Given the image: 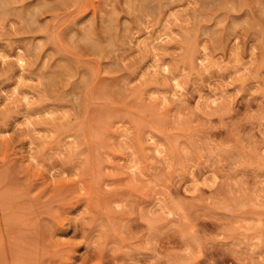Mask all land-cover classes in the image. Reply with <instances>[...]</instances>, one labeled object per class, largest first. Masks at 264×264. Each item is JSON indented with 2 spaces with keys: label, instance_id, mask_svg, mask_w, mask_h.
<instances>
[{
  "label": "rangeland",
  "instance_id": "rangeland-1",
  "mask_svg": "<svg viewBox=\"0 0 264 264\" xmlns=\"http://www.w3.org/2000/svg\"><path fill=\"white\" fill-rule=\"evenodd\" d=\"M0 72V264H264V0H0Z\"/></svg>",
  "mask_w": 264,
  "mask_h": 264
},
{
  "label": "bare ground",
  "instance_id": "bare-ground-1",
  "mask_svg": "<svg viewBox=\"0 0 264 264\" xmlns=\"http://www.w3.org/2000/svg\"><path fill=\"white\" fill-rule=\"evenodd\" d=\"M142 42H143V41H142ZM203 46H204V45H203ZM153 47H154V46H153ZM153 50H154V49H153ZM206 56H208V55H206ZM205 58H207V57H205ZM205 58H204V59H205ZM23 61H24V60H23ZM158 61H159V60H157V61L155 60L154 62H158ZM21 62H22V61H21ZM200 62H201V61H200ZM204 64H205V63H204ZM168 68H169V67H168ZM155 69H156V68H155ZM167 70H168V69H167ZM20 71H21V70H20ZM0 73H2V72H0ZM167 73H168V71H167ZM20 75H21V74H20ZM19 78H20V77H19ZM15 88H16V87H15ZM15 88H14V89H15ZM180 88H182V87H180ZM15 90H16V89H15ZM24 97H25V96H24ZM50 138H51V137H50Z\"/></svg>",
  "mask_w": 264,
  "mask_h": 264
}]
</instances>
